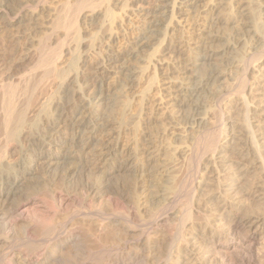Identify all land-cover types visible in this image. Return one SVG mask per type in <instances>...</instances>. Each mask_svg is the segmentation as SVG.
<instances>
[{"label":"bare ground","instance_id":"bare-ground-1","mask_svg":"<svg viewBox=\"0 0 264 264\" xmlns=\"http://www.w3.org/2000/svg\"><path fill=\"white\" fill-rule=\"evenodd\" d=\"M6 12L7 6L0 2V19ZM75 17L71 19L74 22ZM228 27L231 36H226ZM8 40L7 43L12 44L15 38L12 36ZM189 45L194 60L189 59ZM156 47L172 57V64H162L161 71L165 73L168 68L178 74L176 85L167 87V97L179 108L178 115L167 112L170 122L165 123L166 126L161 124L160 129L155 127L157 131L153 129L157 120L152 115L154 108L161 105V99L143 91L141 98L149 99L147 108L142 107L145 112L141 106L136 109L138 111L129 110L128 103L122 100L126 89L147 76L143 67L148 62V67L151 64V51L155 48L152 52H158ZM260 51H264V0L251 4L245 0H158L156 10L139 30L127 60L118 54L104 58L96 66L102 71L95 68L100 73L95 72L97 75L91 79L93 84L65 89L60 95L59 106L48 114L44 88L53 87L58 79H63L58 66L61 59L56 57L59 53L43 57L34 51V55L29 56L30 52L25 54L21 46L5 53L13 59L7 65L4 60L0 66V236H4L0 237V250L7 251L3 259L0 254V264H57V255L58 260L63 261L72 249L82 245L80 233L75 229L79 225L74 228V222L70 223L73 220L68 217L70 222L64 221L67 205L72 200L59 194H69L68 191L83 178H86L84 187L94 202L124 203L120 211L123 223L118 225L131 237L123 241L126 249L121 258L114 256L116 264H233L231 254L239 249L244 252V247L250 251L258 237L264 238V59L250 67L248 64L246 67V63ZM20 66L28 67L27 72L22 70L20 76L13 74ZM230 90L235 93L237 90L241 95L227 106L228 113L239 112L234 120L217 110L223 94L232 93ZM210 101L219 104L213 110L221 114L219 119L214 114L216 119L228 125L225 135L216 133L218 129L221 131L219 122L216 128H220L215 129L217 123L214 125L208 119L215 113ZM162 111L166 113V109H161L160 115ZM186 117L196 127L188 137L183 134L184 129L182 134L181 128H178L179 133L176 131L179 123L177 127L172 123ZM61 123L69 126L72 135L63 141L57 135ZM167 141L176 143L174 150L172 143L168 145ZM184 163L190 166L186 169L192 170L186 174L190 175L193 186L190 191L187 187L189 192L182 196L184 182L180 187L182 179L179 177ZM188 177L184 178L185 184ZM113 185L117 194L109 192ZM179 201L180 208L175 212L172 206H179ZM40 205L45 211L38 208ZM150 210L153 213L146 215ZM170 223L176 227L174 241L164 250L167 228L173 226ZM56 230L60 232L58 235H54ZM20 233L25 241L22 248L34 251L40 260L19 258L21 252L10 246L11 242L21 240ZM197 239L204 241L203 253L196 252ZM107 253L110 255L109 251Z\"/></svg>","mask_w":264,"mask_h":264},{"label":"rangeland","instance_id":"rangeland-1","mask_svg":"<svg viewBox=\"0 0 264 264\" xmlns=\"http://www.w3.org/2000/svg\"><path fill=\"white\" fill-rule=\"evenodd\" d=\"M77 1V2H76ZM83 3L80 1V0H3L0 2H2L4 5L7 6V12L5 14H3L1 16V19H3V21L1 20L0 21V59L2 62H0V66H2L3 64V61L4 62H7V63H4V65H7L10 63V61L13 59H11L10 57H8L7 55L8 54H5L7 52H10L13 48H20V46L23 48V51H25L24 53L26 54L27 52H30L28 53L29 56H32L34 55V51L35 53H41V56L43 57H48V55L52 54V53H59L57 54L56 57H60V58H57V59H61L60 62L58 63L59 65V68H60V78H63L62 80L61 79H58L57 80V83L55 86H47L48 88H44V100H45V112L48 114L50 113L53 109H55L56 107L59 106L60 104V101H61V96L60 95H63V92L65 89H69L71 88L74 89L75 86H78V85H82V84H86V85H92L93 83H91V79H93L98 73H100L102 70L98 69L96 66L97 64H99L100 62H102L104 60V58H107L109 55L112 56L113 54H118V55H121V57L124 59V60H127L128 56L132 53L133 51V47L135 45V41L138 37V34H139V30L142 28V25L145 21L148 20V18H150L151 14H153L154 10H156L157 6H158V0H82ZM86 1V3H84ZM88 1H89V4L93 7H90V5H88ZM91 1V2H90ZM100 1V2H99ZM245 1H249L250 4L251 2L252 3H257L259 0H245ZM105 2V3H104ZM76 3V4H74ZM98 3V4H97ZM103 3V4H102ZM68 4V5H67ZM81 4V5H80ZM86 4V5H85ZM100 6L98 7L97 5ZM75 6V7H74ZM79 6V7H78ZM84 6H86L87 8H84ZM104 6V7H103ZM255 6V5H254ZM252 6V7H254ZM78 7V8H77ZM81 7V8H80ZM98 7V8H97ZM73 8V9H72ZM90 8H92L90 10ZM104 8V9H103ZM109 8V9H108ZM256 8V6L254 7ZM69 9V10H67ZM94 9V10H93ZM77 10V11H76ZM82 10V11H81ZM84 10V11H83ZM98 10V11H97ZM100 10V11H99ZM260 10V9H259ZM79 11V13H78ZM94 11V12H92ZM258 12V10H256ZM69 12V13H68ZM102 12V13H101ZM108 12V13H107ZM111 14H110V13ZM150 13V14H149ZM259 13V12H258ZM31 14V15H30ZM65 14L68 16H65ZM73 14H78L77 15H74L72 16ZM110 14V15H109ZM232 17L234 16V12L231 13ZM30 15V17H29ZM88 15V16H87ZM146 15V16H145ZM4 16V18H2ZM32 16V17H31ZM71 16V17H70ZM76 16V17H75ZM107 16V17H106ZM149 16V17H148ZM16 17V18H15ZM25 17V18H24ZM67 17V19H66ZM75 17V22L71 19H73ZM79 17V18H78ZM103 19H102V18ZM109 17V18H108ZM30 18V19H29ZM65 18V19H64ZM15 19V20H14ZM34 19V20H33ZM96 19V20H95ZM8 20H10L8 22ZM33 20V21H31ZM66 20V21H65ZM30 21V22H29ZM65 23H64V22ZM78 21V23L76 24V22ZM98 21V22H97ZM74 22V26L73 25L71 26V23ZM26 23V24H25ZM30 24V27H29V24ZM59 23H61V25H58ZM68 23V24H67ZM70 24V25H69ZM19 25V26H18ZM67 26H68V29H67ZM71 26L72 27V30L71 28L69 27ZM76 26H79V27H76ZM6 27V28H5ZM5 28V29H4ZM66 30H65V29ZM230 27H228L227 29H229ZM7 29V30H6ZM55 29V30H54ZM70 29V30H69ZM78 33H76L77 31ZM54 30V31H53ZM74 31V32H72ZM227 35H232V32L229 30H227ZM19 33V34H18ZM22 33V34H21ZM26 33V35L24 34ZM10 34H12V36L15 38V41L12 43V44H9L7 42H9L8 39H10V37H12ZM15 34V35H14ZM71 34H73L71 36ZM78 34V35H77ZM17 35V36H16ZM19 35V36H18ZM67 35V36H66ZM16 36V37H15ZM24 36V37H22ZM79 36V38H78ZM20 37V38H19ZM28 37V38H27ZM64 37V39H63ZM73 37V38H72ZM77 39H76V38ZM4 38V39H3ZM71 38V39H70ZM25 41H24V40ZM74 41H73V40ZM75 39L76 41L78 40V43L79 41L82 43H77L75 42ZM6 40V42L4 41ZM20 40V41H19ZM69 40V41H67ZM3 41V42H2ZM62 41V42H61ZM89 41V42H88ZM18 42V44H17ZM21 42V44H19ZM74 42V43H73ZM4 43V44H3ZM25 43V45H24ZM41 45H40V44ZM61 46L60 47V45ZM66 43V44H65ZM3 44L6 48H4ZM7 44V45H6ZM60 44V45H59ZM78 44V45H77ZM89 44V45H88ZM92 44V45H91ZM44 45V46H43ZM46 45V47H45ZM69 45V46H68ZM80 47V48H77L76 47ZM86 45V46H85ZM91 45V47H90ZM12 46H14L12 48ZM16 46V47H15ZM59 46V48H58ZM12 48V49H11ZM57 48V50H56ZM156 48H159V47H156ZM5 49H7L5 51ZM37 51H36V50ZM41 49V50H40ZM43 49V50H42ZM52 49V50H51ZM59 49V51H58ZM78 49V50H77ZM32 52H31V51ZM40 52H39V51ZM51 50V51H50ZM158 52L160 54H158V52H152V51H155V48L151 51V61L150 62L151 64L149 65L148 67V64L145 65L143 64L142 66H144V70H145V75L147 76H144V79H140L139 82L137 84H133L130 89H126L125 91V98H123L122 100L124 102H126L125 104H127L129 110L131 109V111H138L136 109H138V106L140 108L141 106V110H143V112L146 111V109H143V108H147L148 106V101L149 99L148 98H141V93L143 91H145L148 95H151L152 93L155 95V98H159L158 100L161 99V108L159 106L154 108V111H153V117L156 118V122L154 123V127L153 129L156 127H158V129H160V127L162 128V126L165 124V123H169L170 120L167 119V115L168 114H173L175 113V115H178L177 112H179V108H177L176 106L172 105V102L171 100H169L170 98L167 97V93L169 92V90H167L168 86H174L176 85V83L178 82V79L176 81V78H177V75L176 73H174L173 71H170L168 68H167V71H165V73L161 71V65L164 64V66L166 64H172V57L169 55V54H164L161 52V49H157ZM160 50V51H159ZM188 50H189V59H192L194 60L195 58V55H191L192 53V47L191 45L188 46ZM43 51V52H42ZM48 51V52H47ZM50 51V52H49ZM55 51V52H54ZM63 51V52H62ZM67 51V52H66ZM48 54H47V53ZM74 52V53H73ZM262 52V53H261ZM264 51H260L258 53H254L251 57H249V61H247L246 63V67L249 65L250 66H253L255 64H257L259 61H261L262 59H264ZM88 53V54H87ZM156 53V54H155ZM4 54V56H3ZM64 54V55H63ZM153 54V55H152ZM155 54V56H154ZM164 54V55H162ZM193 54V53H192ZM262 54V55H261ZM2 55V56H1ZM7 57H6V56ZM49 55V56H50ZM87 55V56H86ZM4 57V59H3ZM170 57V58H168ZM253 57V58H252ZM6 58V59H5ZM8 58V59H7ZM164 58H167V59H164ZM259 58V59H257ZM154 59V60H153ZM257 59V60H256ZM261 59V60H260ZM7 60V61H6ZM72 60V61H71ZM156 60V61H155ZM163 60V61H162ZM87 61V62H86ZM162 61V62H161ZM166 63H163L165 62ZM169 61V63H168ZM251 61V62H250ZM120 62H123V61H120ZM156 62V63H155ZM66 63V64H65ZM252 63V64H251ZM255 63V64H254ZM61 64V65H60ZM73 64V65H72ZM77 64V65H76ZM248 64V65H247ZM70 65V67H69ZM71 67H74V68H71ZM76 68V69H75ZM100 72H98L96 69ZM190 68V67H189ZM19 69V70H17ZM72 69V70H71ZM74 69V70H73ZM23 70V73L27 72L28 70V67H25V66H20L19 68H15L14 73H18L17 75L20 76L22 75L23 73L21 72ZM95 70V71H94ZM148 70V72H147ZM66 71V72H64ZM97 71V72H96ZM70 72V73H69ZM75 72V73H74ZM94 72V73H93ZM97 74H96V73ZM156 72V73H155ZM22 73V74H21ZM65 76H64V74ZM68 73V74H67ZM15 74V75H16ZM63 74V77L61 76ZM16 75V76H17ZM71 75V76H70ZM77 75V76H76ZM95 75V76H94ZM157 75V77L155 76ZM70 76V77H68ZM152 76V77H151ZM155 76V78H154ZM174 76V77H173ZM176 76V78H175ZM69 78V79H68ZM88 78L90 79L89 81H86L85 79ZM148 78V79H146ZM65 79V80H64ZM66 79H68L66 81ZM153 79V81H156V82H153L151 80ZM171 79V80H170ZM61 80V81H59ZM145 80V82H144ZM149 80V82H148ZM65 81V82H63ZM77 81V82H76ZM165 81V82H164ZM59 82V83H58ZM152 82V83H150ZM174 82V83H173ZM62 83V84H61ZM64 83V84H63ZM76 83V84H75ZM168 83V84H167ZM71 84V85H70ZM62 87H60V86ZM74 86V87H73ZM59 87V88H57ZM137 88V89H136ZM141 88V89H140ZM164 88H166V91H164ZM143 89V90H142ZM152 89V90H151ZM59 90V91H58ZM139 90H141L139 92ZM150 91V92H149ZM232 93H226V94H223L224 95V98H222V101L223 104L220 102V106L218 107V102H213V101H210V107L212 106V110L216 107L217 110L219 111L218 113H220V110L222 112V115L223 114H226L227 117H229L230 120H232L233 118H237L236 116V113L239 114V112L237 111H233V114L232 112L228 113V109H227V106L229 104V102L232 103V101H234V103L236 102L235 100H237L238 96L240 97L241 95L238 93V91L236 90V93L235 91L233 90H230ZM229 91V92H230ZM155 92H157L155 94ZM160 93V94H159ZM159 94V96H158ZM227 94H229L227 96ZM238 94V95H237ZM58 95V96H57ZM134 95V97H132ZM157 95V96H156ZM166 95V96H165ZM165 97V98H163ZM229 100H226V98ZM134 98V99H133ZM138 98L140 99V101L142 102H139ZM232 98V99H231ZM50 99V100H49ZM60 99V100H59ZM164 99V100H163ZM53 100V101H52ZM59 100V101H58ZM129 100V101H128ZM138 100V101H137ZM144 100V101H143ZM148 100V101H147ZM55 101V102H54ZM220 101V100H218ZM228 103H227V102ZM133 104H132V103ZM138 102V103H137ZM170 102V103H169ZM131 103V104H130ZM140 103H143L142 105ZM216 105H215V104ZM225 103V104H224ZM49 104V105H48ZM135 104V105H134ZM145 105V106H144ZM163 105V106H162ZM224 105V106H223ZM226 106V107H225ZM48 107V109H47ZM143 107V108H142ZM221 107V108H220ZM224 107V109H223ZM159 111H158V109ZM50 109V110H49ZM157 109V111H156ZM161 109L165 111L166 109V113L163 112L162 115L161 114ZM168 109V110H167ZM170 109V110H169ZM227 109V110H226ZM48 110V111H47ZM217 110H213L214 112ZM176 111V112H175ZM168 112V114H167ZM213 113L212 115H210L208 118L209 121L211 123H213L215 125V129H218L219 126H222L221 127V131H218L216 132V130L214 129V131L216 133H220V134H224L225 135V131L228 127V125L226 124V121L223 122L220 120H217L219 119V116L221 114L218 115V113L216 114ZM216 114V115H214ZM230 114V115H229ZM235 116V117H232ZM157 116V117H156ZM163 116V117H162ZM212 116H215V119H213ZM159 117V118H158ZM232 117V118H231ZM158 118V119H157ZM217 118V119H216ZM48 119V118H47ZM46 119V120H47ZM177 119V118H176ZM168 120V121H167ZM183 120V121H182ZM212 120V121H211ZM234 120V119H233ZM163 121V122H162ZM177 121V120H176ZM175 121V122H176ZM179 121H182V122H179ZM216 121V122H214ZM161 122V123H160ZM175 122H172L174 126H178V123L180 124L178 127H177V132L179 131L180 129V132L184 131L183 134L188 137V135L190 133H192L191 131H193V129L195 130L196 127L195 124H193V122L189 121V118H184L181 119V118H178V121L175 123ZM218 122H219V126L216 128V126L218 125ZM222 122V124H221ZM66 123V122H65ZM65 123H61L57 129V135L60 137V139L63 141V139H69L72 135H71V130L69 128L68 125H66ZM160 123V124H159ZM164 123V124H163ZM225 125H224V124ZM163 124V125H161ZM183 124V125H182ZM185 124V125H184ZM189 124V125H188ZM191 124V125H190ZM156 125V126H155ZM158 125V126H157ZM194 125V126H192ZM224 125V126H223ZM67 126V128H66ZM166 126V124H165ZM182 126V127H180ZM192 126V127H191ZM184 127V128H183ZM188 127V128H187ZM264 127V126H263ZM62 128V129H61ZM155 128V129H156ZM179 128V129H178ZM192 128V129H190ZM220 128V127H219ZM154 129V130H155ZM158 129H156L155 131H157ZM184 129V130H183ZM224 132H223V131ZM189 133H188V132ZM181 132V134H182ZM222 132V133H221ZM179 133V132H178ZM218 133V134H219ZM188 134V135H187ZM224 135H220L221 137H223ZM187 139V138H185ZM174 142V141H172ZM172 142L167 141V144L170 145ZM174 143H172L171 147H176V143L173 145ZM170 147V148H171ZM174 147H173V150H174ZM172 151V148L170 150V152ZM185 164V166H184ZM183 164V167L180 171L181 175H180V180L181 184L183 183L181 186L182 187V191H181V195L184 196L186 193L185 192H189L192 188V181H191V177L190 175L186 174V171L187 173L189 172V168L190 166H188L187 163H184ZM189 167L186 169V167ZM185 170H184V169ZM183 170V171H182ZM192 172V170H190ZM184 172V173H182ZM189 173V174H192V173ZM185 175H188V176H185ZM183 176V178H182ZM186 184H185V179L186 178ZM86 178H83L82 182L80 184H77L76 187H73L71 188L68 193L70 194V191L72 193L73 190V193L70 194L69 198H68V195L67 193H61L59 195H61V197L65 198L66 200L67 199H71L72 201H69L73 204H66L67 205V214H66V218H64V221L67 220L69 221L70 218L71 220L73 221H69L70 223H72L74 225V228L76 229V232L78 234V237H80L81 241L83 242L81 246H79L78 248H75V249H72V251L69 253L70 255V258H69V254H68V257H65V259L63 261H61L60 259L58 260V255L55 257L56 260L55 262L57 264H90L91 260H93L92 264H94L96 261V264L99 263V264H116V258L115 257H118V258H121V256L123 255V252H125V249H126V246L125 243L123 241H125L124 239H126V241H129V238L131 237V235H126L123 231V229H120L122 228V224L123 223V220H122V216H121V210L122 208L124 207V203L122 201H119V202H111L110 203L108 202L105 203V201H101L100 203L99 202H94L93 198H92V195L86 191L87 189L84 187V185L86 186L85 182L86 180H84ZM89 180V179H88ZM189 180V181H188ZM183 181V182H182ZM190 184V186L187 184ZM84 183V184H83ZM80 185V187H79ZM83 187H82V186ZM192 185V186H191ZM115 186V185H113ZM113 186L110 187V193H116V186L114 188H112ZM82 187V188H81ZM179 187V185H178ZM189 188V191H188V188ZM81 190H80V189ZM79 189V191H78ZM115 189V190H114ZM76 190L78 192H76ZM109 190V189H108ZM113 190V191H111ZM87 192V193H86ZM85 194V195H82V194ZM89 193V194H88ZM63 194V195H62ZM117 194V193H116ZM78 195V196H77ZM91 196L89 198V196ZM83 197V198H82ZM88 197V198H87ZM74 199V200H73ZM84 200V201H83ZM93 200V201H92ZM180 200H183V199H180ZM90 201L92 203H90ZM179 206L177 205H173L172 208H173V211H178V209L180 208V205H181V201H179ZM85 203V204H84ZM116 203V204H115ZM88 204V205H87ZM93 206H92V205ZM96 204V206H95ZM112 204V205H111ZM119 204V205H118ZM71 205V206H70ZM91 205V206H89ZM117 205V206H115ZM41 207H38L41 211H45V208L43 207V205H40ZM96 208H95V207ZM104 208H103V207ZM107 206V207H106ZM175 206V208H174ZM70 207H72L71 209H69ZM90 207V208H89ZM113 207V208H111ZM110 208V209H109ZM78 209V210H77ZM80 209V210H79ZM90 209V210H89ZM94 209V210H93ZM97 209V210H96ZM102 209V210H101ZM124 209V208H123ZM175 209V210H174ZM106 210V211H105ZM109 210V211H108ZM72 211V212H71ZM79 211V212H78ZM69 212L70 214L72 215H69ZM113 212V213H112ZM150 212V213H149ZM146 215H151L153 212L152 210H150ZM116 213V214H115ZM118 213V214H117ZM75 214V215H74ZM83 216H81V215ZM92 214V215H91ZM99 216H98V215ZM114 214V215H113ZM70 217H69V216ZM87 215V216H86ZM103 215V216H101ZM121 217L119 219H117L116 216ZM145 215V216H146ZM74 216V217H73ZM67 217L69 218V220L67 219ZM115 217V218H113ZM74 218V219H73ZM84 218H86L87 220H85ZM93 218H96V219H93ZM99 218V219H98ZM102 218V219H101ZM107 218V219H106ZM99 220V221H98ZM104 220V221H103ZM106 220V221H105ZM122 220V221H121ZM66 221V222H67ZM119 221V223H118ZM68 222V223H69ZM98 222H99V225H98ZM100 222L102 225L106 226H102L100 225ZM97 223V224H95ZM61 224V222H60ZM117 224V226H116ZM120 224V225H118ZM171 225L173 223H170ZM169 224V225H170ZM94 225V226H93ZM98 225V226H97ZM112 225V226H111ZM115 225V226H114ZM99 226H102V228L100 229ZM61 227V226H60ZM80 227V228H79ZM90 229H89V228ZM174 224L173 226L171 227H168L167 228V233L165 234L166 237H164L163 241L166 242L165 243V248L164 250H167L169 249V247L171 246L172 244V241H174V237L175 236V228H174ZM59 228V227H58ZM57 228V230H58ZM94 230H92V229ZM95 228V229H94ZM108 228V229H107ZM142 228V227H141ZM140 228V229H141ZM60 229V228H59ZM61 229L63 230V228L61 227ZM60 229V232H63L61 231ZM82 231L80 232L79 231ZM99 229L102 231L100 232ZM112 229V230H111ZM56 230V231H57ZM84 230V231H83ZM91 230V233H89ZM119 230V231H118ZM174 230V231H173ZM99 231V233H98ZM111 231V232H110ZM59 231L56 232V234L54 235H58L60 233ZM84 232V233H83ZM105 232V233H104ZM122 232V233H121ZM58 233V234H57ZM86 233V234H85ZM98 233V234H97ZM124 233V234H123ZM107 234V236H106ZM122 234V235H121ZM21 235V233H20ZM53 235V236H54ZM83 235V236H82ZM114 235V236H113ZM85 236V237H84ZM89 236V237H88ZM97 236V237H96ZM101 236V237H100ZM103 236V237H102ZM109 236V237H108ZM125 236V237H124ZM130 236V237H129ZM164 236V235H163ZM1 238H4V236H0ZM50 237V236H49ZM83 237V238H82ZM108 237V238H107ZM19 238L21 240H18V241H15V242H11L10 246L14 249V251H18V252H21L19 255L20 257L19 258H23V259H30L32 258V260H35V259H39L40 260V257H38L37 255H35L34 251H28L27 250H24L22 247H24V243L25 241L23 242L24 238L19 236ZM23 238V239H22ZM89 238V239H87ZM102 238V239H101ZM112 238V239H111ZM123 238V239H122ZM260 238V239H259ZM101 239V240H100ZM107 239V240H106ZM259 239V241H258ZM263 241H262V240ZM47 240V238L45 239ZM89 240V241H88ZM99 240V242H98ZM110 240V241H109ZM201 240V239H200ZM197 239V243H196V252H201L203 253L204 252V241H200ZM40 241H44V238H40ZM101 241V242H100ZM104 241V242H103ZM106 241V242H105ZM114 241V243H113ZM257 241V242H256ZM254 245H253V248H251L250 251L246 250V248L244 247V252L243 250L241 251L240 249L234 253V254H231L230 257L232 258L231 260V263L233 264H264V238L261 236V237H258L256 239ZM20 244H19V243ZM22 242V244H21ZM41 242H40V245H41ZM85 242V243H84ZM93 242V243H92ZM109 242V244H108ZM116 242V243H115ZM260 244H259V243ZM263 242V243H261ZM37 243H39V241H37ZM36 243V244H37ZM104 243V246H101L103 245ZM171 243V244H170ZM92 244V245H91ZM98 244V245H97ZM100 244V245H99ZM169 244V245H167ZM199 244V245H198ZM259 244V245H258ZM263 244V245H262ZM38 245V244H37ZM106 245V246H105ZM119 245V246H118ZM88 246V247H87ZM91 246H93L91 248ZM96 246V247H95ZM98 246V247H97ZM101 246V248H100ZM202 246V249L200 250ZM258 246V247H257ZM108 249H107V248ZM119 247V248H117ZM257 247V248H256ZM17 248V249H16ZM68 247H65V249H68ZM94 248V249H93ZM97 250H96V249ZM257 251H256V249ZM263 248V249H262ZM19 249V250H18ZM64 249V250H65ZM23 250V251H22ZM76 251V252H73V251ZM88 250V251H87ZM111 250V251H110ZM199 250V251H198ZM246 250V251H245ZM5 251V252H3ZM16 251V252H17ZM26 251V254H24ZM109 251L110 255L107 253ZM240 251V252H239ZM260 251V252H259ZM263 251V252H262ZM6 250H0V255L1 258L3 259V256L6 254ZM31 252V253H30ZM238 252L240 253L239 256L241 258H239L238 256ZM72 253V254H71ZM75 253V254H74ZM96 253V254H95ZM114 253V254H113ZM117 253V254H116ZM122 253V254H121ZM242 253V254H241ZM255 253V254H254ZM263 254L262 256H260L261 254ZM89 254V255H88ZM98 254V255H97ZM108 254V257L106 256ZM247 257L246 258L244 255ZM24 255V256H23ZM102 255V256H101ZM236 255V256H235ZM252 255V256H251ZM257 255V256H256ZM259 255V256H258ZM113 256V257H112ZM115 256V257H114ZM120 256V257H119ZM72 257V260H70ZM75 257V258H74ZM106 257V258H105ZM236 257H238V259L236 260ZM258 257V258H257ZM0 258V261L2 260ZM77 258H80V259H77ZM83 258V259H81ZM87 260H86V259ZM99 258V259H97ZM103 258V259H101ZM252 258V259H251ZM28 259V260H29ZM68 260V261H65V260ZM76 259V260H75ZM96 259V260H95ZM113 259V260H112ZM234 259V261H233ZM78 260H80L79 263ZM82 260V261H81ZM95 260V261H94ZM107 260H108V263H107ZM236 260V261H235ZM240 260V261H239ZM247 260V261H246ZM251 262H250V261ZM73 263H72V262ZM76 261V262H75ZM85 261V263H84ZM247 263H246V262ZM249 261V262H248ZM69 262V263H68ZM110 262V263H109ZM245 262V263H244ZM256 262V263H255ZM1 263V262H0ZM230 264V263H229Z\"/></svg>","mask_w":264,"mask_h":264}]
</instances>
